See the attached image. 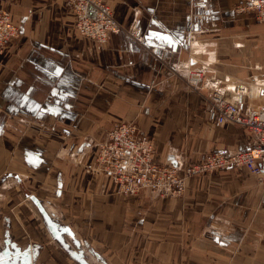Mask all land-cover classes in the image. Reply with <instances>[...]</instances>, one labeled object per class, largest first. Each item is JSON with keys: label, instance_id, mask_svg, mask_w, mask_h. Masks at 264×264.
<instances>
[{"label": "crops", "instance_id": "1", "mask_svg": "<svg viewBox=\"0 0 264 264\" xmlns=\"http://www.w3.org/2000/svg\"><path fill=\"white\" fill-rule=\"evenodd\" d=\"M105 1L122 30L97 46L61 0H0L19 28L0 55V264H264V185L247 170L190 177L174 199L122 196L91 170L121 122L179 168L248 149L245 128L207 120V99L264 104V24L241 0Z\"/></svg>", "mask_w": 264, "mask_h": 264}, {"label": "built area", "instance_id": "2", "mask_svg": "<svg viewBox=\"0 0 264 264\" xmlns=\"http://www.w3.org/2000/svg\"><path fill=\"white\" fill-rule=\"evenodd\" d=\"M61 3L73 12L77 32L97 46L104 45L110 35L122 30L105 0H61ZM235 10L238 13L253 11L257 21L264 24V0H241ZM18 36L19 28L13 23L11 14L0 8V55L6 43ZM186 78L193 90H202L205 81L202 70L189 69ZM252 85L248 86L247 93L251 99H256L259 92L255 89L252 93ZM207 103L206 117L212 125L233 123L254 137L248 149L228 153L210 151L198 162L179 168L156 162L149 137L134 123L121 122L94 143L95 163L91 170L110 177L122 196L144 190L162 198H178L184 193L190 177L229 168H243L264 185V105L252 106L242 112L239 102L220 89L209 93Z\"/></svg>", "mask_w": 264, "mask_h": 264}, {"label": "rangeland", "instance_id": "3", "mask_svg": "<svg viewBox=\"0 0 264 264\" xmlns=\"http://www.w3.org/2000/svg\"><path fill=\"white\" fill-rule=\"evenodd\" d=\"M252 81H253V82H252V84H253V85H252V93H253V92L255 93V89L258 90V92H259V89H260V88H258L259 86H257V85H259V82H258L256 79H253ZM247 89H248V87H247ZM258 96H259V95H258ZM258 96H257V97H258ZM256 99H257V98H256ZM263 105H264V104H263Z\"/></svg>", "mask_w": 264, "mask_h": 264}, {"label": "bare ground", "instance_id": "4", "mask_svg": "<svg viewBox=\"0 0 264 264\" xmlns=\"http://www.w3.org/2000/svg\"><path fill=\"white\" fill-rule=\"evenodd\" d=\"M254 93V92H253ZM240 94V93H239Z\"/></svg>", "mask_w": 264, "mask_h": 264}]
</instances>
